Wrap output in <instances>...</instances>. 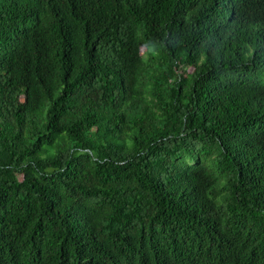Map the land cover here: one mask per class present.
I'll list each match as a JSON object with an SVG mask.
<instances>
[{"label": "trees", "instance_id": "trees-1", "mask_svg": "<svg viewBox=\"0 0 264 264\" xmlns=\"http://www.w3.org/2000/svg\"><path fill=\"white\" fill-rule=\"evenodd\" d=\"M0 264H264V0H0Z\"/></svg>", "mask_w": 264, "mask_h": 264}]
</instances>
